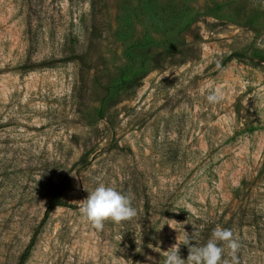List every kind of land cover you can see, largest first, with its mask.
Masks as SVG:
<instances>
[{"label":"rangeland","instance_id":"obj_1","mask_svg":"<svg viewBox=\"0 0 264 264\" xmlns=\"http://www.w3.org/2000/svg\"><path fill=\"white\" fill-rule=\"evenodd\" d=\"M137 6L103 0L104 34L93 54L99 80L115 84L125 50L141 38L179 52L119 93L101 119L98 74L68 54L89 43L90 0H0V166L8 173L0 184V264H19L31 245L24 264H163L164 252L178 250L194 225L237 211L233 190L258 175L264 6ZM44 61L53 64L25 68ZM215 88L224 99L213 105L206 96ZM100 183L130 194L137 214L95 229L80 210ZM53 197L72 208L47 215ZM250 208L264 223V189ZM249 251L247 264H264L263 251Z\"/></svg>","mask_w":264,"mask_h":264},{"label":"trees","instance_id":"obj_2","mask_svg":"<svg viewBox=\"0 0 264 264\" xmlns=\"http://www.w3.org/2000/svg\"><path fill=\"white\" fill-rule=\"evenodd\" d=\"M143 0H136V4L139 5ZM103 0H90V12L91 17V35L87 46L77 45L70 49L68 52L69 60H76L82 64L84 68L95 70L98 74V87L102 91V99L100 101L99 108L97 110L101 119L105 118L109 111L117 104L118 94L126 92L129 89H133L135 85L143 80L151 70L160 69L163 63L170 60L174 55L179 52L178 46L173 48L160 49L153 43V39L141 38L136 43L130 45L125 50V58L128 63L126 68L122 69L119 78L115 84H110L105 77L99 75L102 70L99 69V61L93 59L94 45L103 38V31L98 27L99 17L101 14V6ZM134 3V1H133ZM264 54V51H262ZM239 56V55H234ZM233 56V57H234ZM232 57L228 58L230 61ZM264 62V55L260 57ZM102 63H106L107 59L100 57ZM53 63L44 61L37 65H28L27 69L37 68L39 66H50ZM4 167L0 166V184L6 180L7 172L4 174L2 171ZM2 185V184H1ZM264 189V162L258 173V175L252 179H244L240 185L232 192V202L236 205L237 211H234L230 215H223L217 220H209L202 223L199 236L194 241H190L191 246H203L211 238L212 231L217 228L230 229L233 232L234 238L240 243V248L236 253V264H247L245 256L250 252V249H258L264 252V228H261L262 221L256 217L254 210L250 208L251 198L256 190ZM58 208H72L68 202L62 200L59 197H53L49 201L47 215L52 213ZM245 228H249V231L245 233ZM192 235V234H191ZM191 235L189 237H191ZM187 240L177 250L182 259H187L189 256V246L185 245ZM221 246H224L221 243ZM32 245L27 248L19 264H24L28 259ZM229 249L224 248L223 260L227 261V264H233L232 257L229 255Z\"/></svg>","mask_w":264,"mask_h":264},{"label":"clouds","instance_id":"obj_3","mask_svg":"<svg viewBox=\"0 0 264 264\" xmlns=\"http://www.w3.org/2000/svg\"><path fill=\"white\" fill-rule=\"evenodd\" d=\"M258 3L264 6V0H258ZM257 46L264 47L259 41ZM206 99L208 103L215 105L223 101L224 93L220 88H215L207 94ZM88 193L87 199L84 200V207L80 211L83 218L97 230L104 227L105 221L119 223L137 214L136 209L132 206L130 194L122 193L112 186L100 183ZM194 227L195 231L191 237L188 235L185 244L189 246L188 258L182 259L177 251L178 245H174L170 250L164 252L163 264H227V261L222 259L225 247L230 250L229 255L232 257L233 264H236V253L240 248V243L234 238L232 230L217 227L212 231L211 238L206 244L191 246L190 241H194L201 230L199 225H194ZM221 243L224 246H221Z\"/></svg>","mask_w":264,"mask_h":264}]
</instances>
